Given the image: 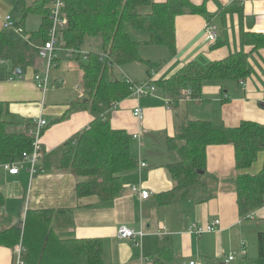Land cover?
Masks as SVG:
<instances>
[{
  "label": "crops",
  "instance_id": "obj_1",
  "mask_svg": "<svg viewBox=\"0 0 264 264\" xmlns=\"http://www.w3.org/2000/svg\"><path fill=\"white\" fill-rule=\"evenodd\" d=\"M18 2L0 0V30L6 15L15 22L21 21L23 2L21 5ZM205 6L207 16L184 13L176 18L174 54L164 47L141 46L140 50H144L140 51L141 56L150 60L152 66L131 62L115 69L123 73L122 78L140 83L148 80L152 72V80L164 79L189 61L206 64L243 51L248 53L250 74L242 80L243 84L236 80L205 82L200 98L180 100L176 105H168L157 87L153 93L121 100L111 112L110 124L131 136L130 151L137 166L122 173V193L112 200L99 202L96 196L77 198L75 176L57 167L55 152L92 120L89 109L77 102L83 98L82 69L78 79L73 74L74 67L67 65L65 70L71 72L69 78L58 77L51 85V88L59 87L61 82L71 90L73 82L77 94L64 90L59 97L51 94L46 100L47 91L43 94L33 79L34 73L44 67L38 55L36 71L29 67L21 76H15L8 63L0 67V101L6 103L7 109L2 116L12 121L11 130L25 131L30 126L28 123L39 116L48 122L41 137L43 156L36 173L30 175L25 169L26 161L21 163L22 167L19 165L17 174H10L0 165V230L11 225L22 226L27 209L48 208L55 210L52 226L59 237L101 238L104 264H152L151 255L165 239L171 244L172 264H188L189 260H195L196 264H241L250 260L247 256L254 255L258 234L264 231L261 230L264 229V203L247 217L239 216L232 145L207 147L205 168L187 191L173 190L175 182L167 169L178 157L168 150L166 139L175 136L187 120H208L225 127L252 121L264 126V47L253 49L243 42L245 32L264 33V0H208ZM16 7L18 12L13 11ZM27 17L21 24L24 32ZM248 17L253 18L251 28L247 27ZM206 22L217 26L216 46L205 40ZM35 25L37 28L38 24ZM135 107L142 110L141 121L133 115ZM141 161L146 162L145 167H139ZM263 164L264 148L246 171L255 174ZM133 186L149 190L151 195L143 199L140 190ZM214 219H219L220 224L213 232L197 235L188 231L193 222L206 225ZM119 225L142 229L140 244L118 238ZM242 248L245 253L241 252ZM231 251L235 252V258L226 262ZM13 262L14 250L0 245V264Z\"/></svg>",
  "mask_w": 264,
  "mask_h": 264
},
{
  "label": "trees",
  "instance_id": "obj_2",
  "mask_svg": "<svg viewBox=\"0 0 264 264\" xmlns=\"http://www.w3.org/2000/svg\"><path fill=\"white\" fill-rule=\"evenodd\" d=\"M21 1V21L17 24L21 25L29 14L38 15L40 23L27 34L0 30V67L8 63L15 76H21L18 69L23 72L32 67L36 71V55L48 40L51 25L47 0H31L28 4ZM207 1L193 4L190 0H64L66 22L58 31V45L87 51L86 58L79 61L83 98L77 102L92 115L88 127L75 133L55 152L57 167L75 176L77 198L96 196L103 202L118 197L123 190L122 173L137 166L130 151L131 136L124 129L112 128L110 115L121 100L130 96L132 84L139 83L114 77V67L131 62L152 66L150 60L141 56V46L164 47L174 54L176 18L184 13L207 16ZM142 7L149 10L140 11ZM128 28L147 37L133 39ZM243 42L253 49L264 47V33L245 32ZM152 73L146 81L160 89L168 105H176L180 100L200 98L205 82L244 81L250 68L248 53L237 51L206 64L189 61L164 79L151 80ZM5 111L6 103L0 101V165L20 162L22 154L32 148L27 130L34 120L25 131L11 130L12 121L2 116ZM221 144L233 147L237 209L241 218L247 217L264 203V164L255 174L246 171L264 148V126L255 122L241 121L235 127L201 119L182 123L178 133L166 139L168 150L178 157L167 165L175 182L173 190L190 189L205 168L207 147ZM54 213V209L48 208L27 209L22 226L0 230V245L14 250L20 244L25 264H104L103 240L59 237L52 226ZM151 260L152 264H172L170 241L165 239ZM241 264H264V231L258 234L257 257Z\"/></svg>",
  "mask_w": 264,
  "mask_h": 264
},
{
  "label": "built area",
  "instance_id": "obj_3",
  "mask_svg": "<svg viewBox=\"0 0 264 264\" xmlns=\"http://www.w3.org/2000/svg\"><path fill=\"white\" fill-rule=\"evenodd\" d=\"M47 4L50 6L49 9V18L51 21L50 29H49V37L48 40L44 42L39 47L38 56L41 59H45L46 63L42 70L38 73H35L34 79L37 82V86L42 90L43 94L46 91L49 81V72L50 68L54 66L53 60L55 59V50L59 47L57 35L60 28L65 24L66 18L63 13L64 8V0H47ZM2 27L3 29L12 31L14 33H21L23 34L24 30L21 25H18L17 22L13 21L9 15H6L2 18ZM204 33H205V40L208 42H215L218 38L217 26L212 22H206L204 25ZM66 52L67 57H73L75 55L79 56L82 55L86 58L87 51L85 50H77L73 48H66L64 49ZM153 74V73H152ZM153 77L151 78V80ZM129 83H132L130 79H126ZM243 84V81L240 82ZM155 90L150 81H144L139 84H132V93L130 97L138 98L142 95L152 93ZM114 107H116V103H113ZM133 115L141 121L143 118V113L141 108L135 107L133 109ZM47 120L39 116L38 118L34 119L33 125L27 130V135L32 140V148L29 152H24L22 154V160L16 163H4L2 166L10 173V174H17L19 171V165L26 161L29 165V173L33 175L37 172V163L40 158L43 156V146L41 142V137L44 132L45 127L47 126ZM137 135H134L136 137ZM146 162L141 161L139 163V167H145ZM133 189L140 190V197L143 199L149 198L151 192L145 189H139L136 187H132ZM220 224L219 219H214L212 222L207 223L206 225H199L196 222H193L189 225L188 231L190 233H195L197 235H201L205 232H213L217 229V226ZM144 232L142 229L135 230L130 228L126 225H119L116 229V236L122 239H132L135 244L139 245L141 238ZM22 247L20 244L16 245L14 248V262L13 264H25L24 260L22 259ZM242 253H245V249L242 248ZM235 258V252L231 251L226 256V262H231ZM188 264H196L195 260H189Z\"/></svg>",
  "mask_w": 264,
  "mask_h": 264
},
{
  "label": "rangeland",
  "instance_id": "obj_4",
  "mask_svg": "<svg viewBox=\"0 0 264 264\" xmlns=\"http://www.w3.org/2000/svg\"><path fill=\"white\" fill-rule=\"evenodd\" d=\"M17 1V0H16ZM20 2L19 5H21V0H19ZM31 0H26V4H28ZM51 6V5H50ZM50 6L48 5V8H50ZM14 12H18L19 11V8L16 7L15 9H13ZM49 11V10H48ZM140 11H143V12H147L148 11V7H142L140 9ZM40 21V17L38 15H35V14H29L28 17H27V20L26 22L24 23L25 27H26V32H23L24 34H27L29 33L30 31L32 30H35L36 29V25L35 24H38L39 25V22ZM31 23H34V26L31 25ZM37 25V27H38ZM129 32H130V35L133 39H141V38H146L147 35L141 31H138V30H135V29H132V28H128ZM157 48H160V49H164L163 47H158L156 46ZM156 49V48H154ZM140 51H143L144 50H140ZM153 50H151L152 52ZM55 59L53 60V63L56 65V66H52L50 68V72H49V82H48V86L46 88V91H47V94H48V97L49 95L53 94V95H57V97L60 96L61 93H63L64 90H69V91H72L77 94V92L75 91H78V89H75L74 88V85L75 83L71 82L70 86H73L71 87V90L69 88V85L68 84H62L60 82V85L59 87H54V88H51V85H53L55 83V81L58 79V77H65V79L67 80L69 78V75L71 72H67L65 70V67L67 65H72L74 67V70H76V72H74V76L77 75L78 79H79V72H80V65H79V61L80 60H83L84 57L82 55H79L80 58H77L78 56L75 55L73 57H67L66 56V52L65 50L62 48V47H58L56 50H55ZM39 57V56H38ZM43 61V65H45L46 63V60L45 59H42ZM116 67H114V76L118 79L122 78L123 77V73H120V71L118 69H115ZM124 67H122L123 69ZM56 78V79H54ZM53 79H54V82H53ZM137 80V79H135ZM53 82V83H52ZM78 83H80V81H78ZM55 86V85H54ZM52 89V90H51ZM51 97L47 98L46 100L50 99ZM10 129V128H9ZM57 155H58V152H57ZM57 155H56V158H57ZM39 163V162H38ZM38 163H37V166H38ZM22 164H20V167ZM26 170H28L29 172V165H26ZM38 170V168H37ZM15 211H17V208H13ZM14 217H17V214L16 212L14 213ZM261 230H264V229H261ZM257 254H258V245L257 243L255 242V246H254V255H248V259H251V258H256L257 257Z\"/></svg>",
  "mask_w": 264,
  "mask_h": 264
},
{
  "label": "water",
  "instance_id": "obj_5",
  "mask_svg": "<svg viewBox=\"0 0 264 264\" xmlns=\"http://www.w3.org/2000/svg\"><path fill=\"white\" fill-rule=\"evenodd\" d=\"M246 21H247V27L251 28V26L253 24V18L252 17H248ZM21 72L22 71L20 69L17 70V74H21Z\"/></svg>",
  "mask_w": 264,
  "mask_h": 264
}]
</instances>
